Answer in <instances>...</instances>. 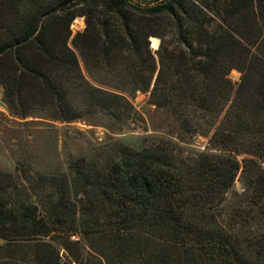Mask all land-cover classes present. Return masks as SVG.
Instances as JSON below:
<instances>
[{
	"label": "trees",
	"instance_id": "1",
	"mask_svg": "<svg viewBox=\"0 0 264 264\" xmlns=\"http://www.w3.org/2000/svg\"><path fill=\"white\" fill-rule=\"evenodd\" d=\"M80 61L88 75L123 72L178 142L205 145L115 144L34 186L0 173V264H264V0H0V87L15 115L74 122L78 92L92 113L130 119L129 99L90 84Z\"/></svg>",
	"mask_w": 264,
	"mask_h": 264
},
{
	"label": "rangeland",
	"instance_id": "2",
	"mask_svg": "<svg viewBox=\"0 0 264 264\" xmlns=\"http://www.w3.org/2000/svg\"><path fill=\"white\" fill-rule=\"evenodd\" d=\"M83 29V18H76L71 25L72 35ZM158 46L159 40L150 38V47ZM80 67L86 80L93 86L128 98L134 108L131 118L116 122L100 112L92 113L93 108L88 105L96 99L78 92L72 95L80 112L79 119L74 122L51 120L43 114L20 118L4 104L0 87V173L10 174L25 186H28L26 178H29L34 186L35 174L65 173L73 158L107 160L110 148L115 144L140 149L168 140L174 151L179 150L184 154L191 149H203L206 141L201 137L192 139L190 144L178 142L172 134L174 126L170 118L148 104V95L131 93L123 72L92 66L91 75H88L81 61ZM228 78L235 84L239 74L233 70ZM33 190L29 191V200L37 203L43 196ZM232 190L241 192L237 179ZM37 238L40 237L36 236L34 240ZM1 244L3 242L0 240ZM37 252L38 246L34 244V262Z\"/></svg>",
	"mask_w": 264,
	"mask_h": 264
},
{
	"label": "water",
	"instance_id": "3",
	"mask_svg": "<svg viewBox=\"0 0 264 264\" xmlns=\"http://www.w3.org/2000/svg\"><path fill=\"white\" fill-rule=\"evenodd\" d=\"M150 48L152 49L153 52H155L158 49V47H156V48L150 47Z\"/></svg>",
	"mask_w": 264,
	"mask_h": 264
}]
</instances>
